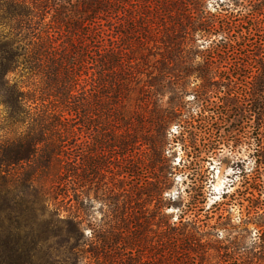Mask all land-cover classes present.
Here are the masks:
<instances>
[{"label": "trees", "instance_id": "16d2710c", "mask_svg": "<svg viewBox=\"0 0 264 264\" xmlns=\"http://www.w3.org/2000/svg\"><path fill=\"white\" fill-rule=\"evenodd\" d=\"M63 1L0 0V248L6 251L2 257L6 253L12 260L20 258L18 241L14 243L10 235L12 229L24 228L36 232L38 242L61 234L65 241L85 239L75 246L76 264L147 263L148 246L136 228L141 218L131 206L130 189H125L122 207H114L118 202L110 198L112 217L92 227L89 239L76 214L59 217L56 224L39 217L50 210L49 194L54 191L50 173L60 167L73 173L76 200L86 196L81 189L90 174L101 176L112 161L107 155L116 150L128 162V177L136 178L140 169L170 172L165 155L170 120L149 94L160 83L158 74L177 68L185 76L195 74L204 80L193 98L195 113L180 119L176 133L191 139L187 156L192 155L194 175L201 177L202 199L208 180L205 160L218 157L221 143L233 137V144L227 143L233 150L242 145L251 150L253 170L247 171L246 160L240 158L234 165L242 182L249 183L250 199L263 204L264 0L220 1L218 13L207 10L203 0H75L74 5L72 0ZM108 13L119 20L115 25L113 18L103 17ZM89 14L92 20L103 21L101 31L85 29ZM84 21L87 25L82 27ZM84 38L89 42L81 53L78 45ZM199 39L204 42L199 44ZM200 57L204 61L196 62ZM179 59L184 64L174 63ZM88 60L92 66L85 71ZM229 64L233 72L224 69ZM217 72L220 83L211 81ZM144 74L147 80L140 85ZM175 107L170 113L177 117L181 112ZM73 117L83 120V126L79 128ZM86 127L94 132L93 145H72ZM216 136L220 138L215 140ZM143 145H148L147 151ZM74 147L81 151L74 155ZM137 151L145 157L134 162ZM24 163L29 172L15 176L11 168ZM161 181L155 180L156 189L146 191L150 181L138 191L157 202L151 264H264V229L247 245L235 237L227 244L208 246L202 241L207 233L202 211L209 210L202 206L204 200L185 201L182 193L164 198ZM234 194L221 197L232 199ZM222 204L226 203L214 206ZM171 205L177 208L175 220L165 213L164 207ZM210 249L220 257L216 263Z\"/></svg>", "mask_w": 264, "mask_h": 264}, {"label": "rangeland", "instance_id": "374dc122", "mask_svg": "<svg viewBox=\"0 0 264 264\" xmlns=\"http://www.w3.org/2000/svg\"><path fill=\"white\" fill-rule=\"evenodd\" d=\"M203 1L205 2L204 6L207 10L218 13L220 10H216L217 3H220V1L228 2L230 0ZM231 1L233 2V0ZM76 3L77 2L75 0L71 1V5ZM223 13H225V11H223ZM90 15L92 16V14L88 15L90 20L89 24L87 25V22L84 21L82 22V27L87 25L85 29L88 30V32H94L96 27L99 28V31H101L100 28L103 27V21L99 20V18H93L92 20ZM109 15L110 13L104 15L103 17L113 18L114 20H112L111 23L115 25L119 20L114 15ZM99 23H101V25ZM80 41L82 44H79L78 46L81 51V49H85V45L89 41H87L86 38H84V40H79V42ZM197 42L201 44L204 42V40L199 39ZM82 52L83 51H81V53ZM203 61L204 58L202 57L196 59V62ZM177 62H182V64H184V60L181 59L175 61L174 63L176 64ZM87 64L88 66L85 68V71L88 70V67L91 68V60H88ZM171 65H173V63ZM230 65L231 64L227 65L224 69L228 71L230 69ZM90 70L92 71V69ZM233 70L234 69L231 68L229 71L233 72ZM218 72L217 76L211 78V81L220 83ZM142 79L143 80L140 85L147 80V76L144 74ZM157 79L160 80V83L155 85L156 89H154L155 87L152 88L149 97L153 98L154 102L162 105L161 108L164 110L163 115L170 120L165 144V155L169 166L167 169H169L170 172L166 170L161 172L158 169V172L155 173L152 171L150 174L148 172L146 173V170L140 169L137 171L136 178L133 179V177H128L126 172V168L129 166L128 162H126L120 155L119 151L116 150L115 155H113L114 152L113 154L107 155V157L113 156L110 159L112 161L109 167L105 168L101 172V176L91 177L90 174V177H88L84 182L85 187H83L81 190H84L86 196L83 195L78 200H76L75 194L77 191L74 190H77L78 187L77 183L74 184L76 180L70 176V174L72 175L73 173L68 172L67 167H60L57 169V173H50V175H52L51 180L53 181L54 189V191L49 194L48 205L50 210L45 214V216H40L39 221L50 220L52 224H56L58 223L59 217H65L68 213L76 214L84 221L82 226L85 228L84 233L89 239L93 234L92 227L96 226L98 223L103 224L106 222V220H109L110 217H112L114 211H112L111 207L114 205L112 204L110 198L114 197L115 202H118V204H116L114 207H122L123 203L126 201V195L130 193L133 200L131 206H133L136 215L141 218L138 219V224L140 225H137L136 228L138 229V227H140V232L145 236L146 241L144 242H146V245L148 246V250L145 252H148L147 256L149 260L146 261V264H151L152 261H150V259L155 257V246L153 243L156 240L155 222L157 220V202L156 200H147L146 195H142L141 197V192L138 193V191L141 186H145L150 181L152 185H147L146 191L154 188L156 189L155 180L161 178L162 183L160 182L159 185L163 190L164 198L171 196L177 197L182 193L185 201H189L192 198L204 200L202 206H205L206 209L209 210L208 212H205L206 210L202 211V214L204 215L201 216L203 219L201 224L205 226H203V228L207 232L206 235L203 236L202 241L208 244V246L213 247L223 244V242L224 244H227L229 243V240L232 241L235 237H237V239L244 245L250 244L251 240L256 235V232L260 229H264V194L262 195L263 204L257 203L256 200L250 199L251 189L247 187L249 186V183L242 182V177L239 174L238 168H236L234 165V161L237 158L246 160L245 167L247 171L253 170L254 161L252 157H249L251 150H249L246 145H242L237 150H233L231 145H227V143L233 144V137H228L227 143H225V141L224 143H221L219 149L217 150L218 157L209 156L205 160L206 167H208V180L204 188L205 198L202 199V196L200 195L201 177L196 174L194 175V166L190 165L191 160H193L192 155L187 156V152L192 150V148L189 146L191 144V139L188 134L180 136L176 133L179 130L178 123L180 119L188 118L190 115H192V113H195L196 100L193 98L196 94V91L201 89L204 80L201 78H196L195 74L185 76L183 69L181 68L175 69L172 71V73H165V75L158 74ZM222 94L223 93H221V95ZM144 100L146 99H143V102ZM175 106H179L178 108L181 112L180 114H177V117L170 113L172 109L176 108ZM0 111L2 116L3 107L0 109ZM73 121L79 128L84 124L83 120H80L79 118L74 119L73 117ZM82 129H86V131L84 130L83 133L80 132V134L78 133L75 135L77 140L75 139L72 145L77 143V145L81 146L85 142L93 145L94 132L91 130L88 132L87 127ZM13 135L15 136V134L12 133V136ZM219 138L220 137L216 136L215 140H218ZM203 142L206 143L207 141L203 140ZM197 143H201L200 139ZM202 144L203 143H201V145ZM251 148H253V146ZM141 149L147 151L148 145H143ZM80 151V149L74 147L73 154H78ZM142 154L143 153H139V151H137L136 155L134 156V162L136 161L137 157H142ZM226 156H229L228 160H225ZM184 164L186 166L182 167ZM11 170L14 175L17 176L20 172H29L30 166L29 164L24 163L23 165L21 164L12 167ZM125 189H130V192L126 194ZM226 192L229 194H235L232 199H222L221 196ZM215 202H225L226 204L214 206ZM58 208L59 212L56 210ZM164 208L165 213L172 215V219L175 220L178 213L176 206L171 205L169 208ZM224 208H228L229 211H225ZM38 212H41V210L39 209ZM58 213L60 214L58 215ZM8 223L9 222L7 221L5 222L6 225ZM206 225L208 226L206 227ZM12 231L14 235L7 233L5 234L10 235V237L14 239V243L18 241L17 246L19 248L18 252L20 254V258L18 260H12L6 253L4 257H2V252L6 251H4V249L1 247L0 264H10V260L14 264H76L78 262L77 253H79V249L75 246L85 240L83 238H79L80 236H77L70 241H65L63 239L64 237H62V234L61 236H58L53 233L55 236H52L47 241L40 239L38 242L37 233L32 232L30 229L21 228L20 230L12 229ZM33 242L36 244H33ZM89 242L90 241H88V243ZM88 247L89 245H87L85 248ZM209 253L211 256H215L213 262L216 263L220 260V257L218 256L215 249H210ZM30 255H32L31 260H29ZM83 260L84 262H87L89 259L86 258ZM207 264H209V261Z\"/></svg>", "mask_w": 264, "mask_h": 264}]
</instances>
